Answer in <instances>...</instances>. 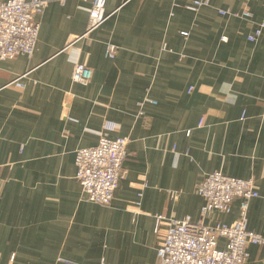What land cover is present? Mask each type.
<instances>
[{"label": "crops", "instance_id": "obj_1", "mask_svg": "<svg viewBox=\"0 0 264 264\" xmlns=\"http://www.w3.org/2000/svg\"><path fill=\"white\" fill-rule=\"evenodd\" d=\"M195 1L107 0L85 35L91 0H48L33 56L0 62V264H158L157 217L200 221L197 187L214 172L254 179L247 224L264 237V32L248 39L264 1ZM103 133L130 139L110 206L76 179L77 150ZM240 216L235 201L204 222ZM247 250L264 264V244Z\"/></svg>", "mask_w": 264, "mask_h": 264}, {"label": "built area", "instance_id": "obj_2", "mask_svg": "<svg viewBox=\"0 0 264 264\" xmlns=\"http://www.w3.org/2000/svg\"><path fill=\"white\" fill-rule=\"evenodd\" d=\"M91 1L85 35L100 28L109 18L106 14L107 0ZM207 5L209 0H197L192 8ZM47 6L48 0H0V62L19 56H33L39 37V25L35 18L42 15ZM220 13L247 19L252 17L249 10L242 13L221 10ZM263 32L264 20L249 36V41L256 42ZM117 53L118 47L108 44L106 57L113 60ZM92 78L91 68L81 63L75 64L72 75L75 83L87 85ZM144 101L152 102L148 98ZM142 104L139 103L140 106ZM129 143L128 137L114 139L108 133H103L96 146L77 150L76 179L88 201L110 206L125 174L123 164ZM197 192L205 201L200 221L190 218L173 220L163 215L157 217L156 228L160 239L158 264H246L249 258L247 247L264 244V237L249 230L247 224L250 201L259 196L254 179L214 172L202 180ZM235 201H240L241 216L238 220L232 224L218 222L211 225L204 222L205 217L215 212L230 214ZM220 238L226 239L224 249L218 247ZM97 264L108 263L101 258Z\"/></svg>", "mask_w": 264, "mask_h": 264}]
</instances>
